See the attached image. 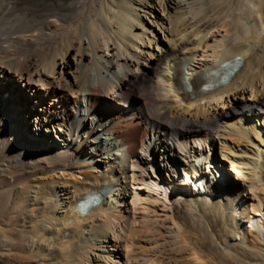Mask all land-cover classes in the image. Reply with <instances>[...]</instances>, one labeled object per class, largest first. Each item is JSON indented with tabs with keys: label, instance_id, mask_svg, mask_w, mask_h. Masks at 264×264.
Returning a JSON list of instances; mask_svg holds the SVG:
<instances>
[{
	"label": "bare ground",
	"instance_id": "1",
	"mask_svg": "<svg viewBox=\"0 0 264 264\" xmlns=\"http://www.w3.org/2000/svg\"><path fill=\"white\" fill-rule=\"evenodd\" d=\"M0 78V264H264V0H0Z\"/></svg>",
	"mask_w": 264,
	"mask_h": 264
},
{
	"label": "rangeland",
	"instance_id": "2",
	"mask_svg": "<svg viewBox=\"0 0 264 264\" xmlns=\"http://www.w3.org/2000/svg\"><path fill=\"white\" fill-rule=\"evenodd\" d=\"M74 63L73 61H71ZM1 80V78H0ZM12 81V82H11ZM14 82L19 83L21 86H17L16 89H12L14 92V99L11 104L17 103L19 105L18 108V113H19V122L17 123H12L10 122L8 126H11V128L16 129V136H17V141L20 147H23L25 143H34L37 142L38 146L37 148L40 149L41 153H53L59 144H63L60 138L56 139L55 135L53 136L47 134L46 132L43 131L42 129H39V123L41 118H46L47 120L52 118V115L46 111L45 105H43L42 101H39L40 98H38L37 95H32L30 90L27 87H22V83L18 82L16 77H13L10 81H7V83H4L6 86L5 93H2L3 95L7 94V91L11 89L13 86L12 84ZM1 84V81H0ZM36 88V87H35ZM135 96V95H132ZM36 101V102H35ZM39 116V117H38ZM59 121V123H63V118L60 117L59 119H55ZM19 124V125H18ZM12 130V129H11ZM21 133L25 134V137L21 135ZM34 138H32L33 136ZM107 156L102 155V157L98 158V163L100 166H104V164H108L111 160L114 159V156ZM103 168L100 170L102 171ZM246 221V220H243ZM242 223L244 224V222ZM121 251V250H120Z\"/></svg>",
	"mask_w": 264,
	"mask_h": 264
}]
</instances>
